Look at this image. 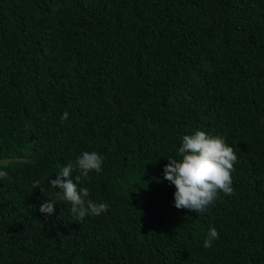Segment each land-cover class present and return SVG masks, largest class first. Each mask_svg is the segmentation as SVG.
Returning <instances> with one entry per match:
<instances>
[{
  "label": "trees",
  "instance_id": "obj_1",
  "mask_svg": "<svg viewBox=\"0 0 264 264\" xmlns=\"http://www.w3.org/2000/svg\"><path fill=\"white\" fill-rule=\"evenodd\" d=\"M197 130L238 157L203 214L163 178ZM85 151L108 210L41 213ZM0 170V264H264V0H0Z\"/></svg>",
  "mask_w": 264,
  "mask_h": 264
},
{
  "label": "clouds",
  "instance_id": "obj_2",
  "mask_svg": "<svg viewBox=\"0 0 264 264\" xmlns=\"http://www.w3.org/2000/svg\"><path fill=\"white\" fill-rule=\"evenodd\" d=\"M69 113L65 111L61 122L68 119ZM178 153L181 159L169 158L164 167V179L175 185V207L177 209H189L200 214L209 210L220 197L219 192L233 195L232 175L234 162L238 160L234 148L225 142L220 136L206 134L197 130L193 135H185L182 138V146ZM104 157L93 151H85L77 157L75 163L69 162L56 172L55 179H49L48 183L53 192L47 196V200L40 205V212L51 215L54 213L57 200L69 202L70 213L75 221H82L86 216H100L108 210L105 202H94L90 199V190L87 187H78L82 178L90 179V171L97 173L102 171ZM74 169L75 182L71 178ZM8 173L0 170V178H6ZM34 186H41L40 181H35ZM43 192V187L41 188ZM219 238V233L212 227L204 240L205 248L212 247L214 240Z\"/></svg>",
  "mask_w": 264,
  "mask_h": 264
}]
</instances>
